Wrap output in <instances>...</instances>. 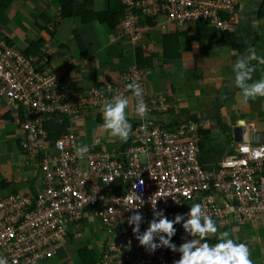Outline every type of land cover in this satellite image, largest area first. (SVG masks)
<instances>
[{
    "label": "built area",
    "instance_id": "2783aa9c",
    "mask_svg": "<svg viewBox=\"0 0 264 264\" xmlns=\"http://www.w3.org/2000/svg\"><path fill=\"white\" fill-rule=\"evenodd\" d=\"M122 4L120 37L131 45L139 41L143 20L163 31L169 24L205 21L219 37L234 33L238 25L239 0H122ZM39 60L12 42H0V99L13 106L19 145L40 173L28 192L0 196V257L7 264L52 259L69 228L77 227L88 214L99 218L109 235L100 245L99 264H174L181 253L167 247L147 250L128 223L139 211L144 217L140 231L148 228L154 216L152 198L156 210L169 219L200 203L218 231H227L234 223L264 221V143L249 138L233 141L231 152L206 168L198 159L203 123L171 127L162 119L167 99L144 90L148 112L132 127L128 141L108 148L96 139L81 159L75 153L78 141L72 120L86 113L92 116L91 110L102 109L115 94L128 97L135 108L136 98L126 85L137 79L144 89V73L132 66L103 91L84 92L71 85L66 70L49 69L46 60L42 64ZM65 120L66 132L51 139L53 127ZM109 177L113 180L106 183ZM175 227L172 241L177 246L193 239L182 223Z\"/></svg>",
    "mask_w": 264,
    "mask_h": 264
},
{
    "label": "crops",
    "instance_id": "0c3cea01",
    "mask_svg": "<svg viewBox=\"0 0 264 264\" xmlns=\"http://www.w3.org/2000/svg\"><path fill=\"white\" fill-rule=\"evenodd\" d=\"M38 1L0 0V6L9 5L8 19L10 21L24 24L25 21L19 18L22 11L20 7L24 6L32 11L31 14L28 12L27 15L33 22L34 14L40 16L39 21L42 26H39L37 34L26 33V37L30 36L31 39L26 40L24 51L31 44L37 45L36 51L43 59L36 53L32 56L40 59L41 63L46 60L52 70H66L70 83L74 78L75 87L72 83L71 85L77 90L88 92L95 89L103 91L108 85L116 83L121 74L129 67L136 66L139 68L135 54L137 48H141L144 57L152 56L151 66L139 68L144 73L145 93L165 97L168 102L167 114L162 119L169 122L171 127H174L180 123L189 122L195 117L199 123H203V129L208 130L209 134L202 141V151L199 155L201 165L206 168L214 167L223 158L220 149H216L208 141L216 131L232 132L234 128L239 127L243 130L247 139L250 137L251 131H253L254 137L264 135V131L258 130L256 122L258 111H264V107L259 106L264 104V97L250 100L246 104L249 106V109H247L245 104L240 103L241 89L235 86V73L233 71V66L237 60L246 56L249 48H254L258 56H264V14L260 15L259 13L264 0H239L238 25L236 31L230 33L239 46L238 50L225 42L223 36H216L213 29L206 27L204 40L193 43L190 50L183 52L181 58L175 60L162 58V36L175 32L184 33V37L181 38L183 47L186 37L193 35L196 29L195 24L176 26V29L163 31L159 27L153 26V22L149 25L147 24L148 20H143L141 21L143 30L139 35V41L136 45H131L126 38L120 37L121 18L119 24L113 30L109 29V41L105 47L100 43V40L104 38V33L103 29L99 27V25L105 24H100L97 21L84 22L79 16L62 20L59 18L60 7L56 0H42L41 5ZM73 2V8L77 11H79V7H84L86 11L93 13L107 10L94 11L97 7L94 4L95 0H73ZM43 10H46L48 15H45ZM1 23L2 26L0 27L2 29L3 22L0 20ZM35 25L37 26V23ZM189 25H192V27ZM209 34L210 37H208ZM11 36L13 35H7L6 37L11 39ZM67 41L68 44H66ZM102 52L104 56H102ZM252 64L256 65V71L253 73V79L248 83L264 77V65H260L256 61H252ZM188 104L191 106L190 112ZM254 105H257V110H253ZM228 111L229 113L233 112L230 114L233 115L232 117H235L236 113L239 117L231 122L232 117L227 113ZM94 115L92 116L95 122L101 123L103 121V117L100 115L95 117ZM225 116L228 117L229 121ZM243 116L247 117L243 118ZM98 117L101 118L100 121ZM135 121L138 124L140 123L139 115L131 124ZM7 122L14 124L16 121L13 118L6 120L0 116V123ZM240 122H243L244 125H240ZM8 142L7 138H1L0 136V182L4 183V185H0L1 194L14 190L18 181L21 182L23 178V176L16 175L18 170L12 166V162L8 163L9 158L12 159V154L9 153L10 150H7L10 148ZM16 143L18 155L23 158L25 163L28 158L19 148L17 139ZM82 145L86 146L85 142ZM104 145L109 146V144ZM250 224L259 229L261 222ZM71 228L66 237L67 240L79 236V233L75 232L77 227L72 226ZM255 238L257 246L251 254V259L254 264H264V236ZM65 245L66 242L61 247ZM88 246L95 251V248L98 247ZM49 262L46 264H49ZM64 264L72 263L68 260ZM76 264L83 263L80 260Z\"/></svg>",
    "mask_w": 264,
    "mask_h": 264
},
{
    "label": "clouds",
    "instance_id": "9594fccd",
    "mask_svg": "<svg viewBox=\"0 0 264 264\" xmlns=\"http://www.w3.org/2000/svg\"><path fill=\"white\" fill-rule=\"evenodd\" d=\"M247 53L233 66L235 86L241 89L240 103L245 105L257 97H264V77L248 83L253 79V73L256 71V65L252 64V61L264 65V56H258L254 48H249ZM126 87L136 98L135 112L140 117H145L148 108L143 99V87L137 79H133ZM112 91L109 86L108 92ZM129 103L128 97L115 94L103 104L101 109L102 129L107 131L110 137L118 138L122 142H127L132 134V124L126 112ZM57 146L62 148V142H58ZM88 151L87 146H78L75 149L76 156L81 159ZM112 180L110 177L106 178V183ZM152 200L153 198L151 204L154 216L145 231H140V225L144 221L141 212L136 211L128 218L129 225L134 226L133 233L136 239L147 250L155 252L160 247H167L174 252L181 253L180 258L174 264H254L248 245L230 238L231 234L227 231L219 232L215 221L206 213L202 204H192L188 213L177 214L174 219H169L163 211L156 210L157 201L153 203ZM176 202L179 203L177 200ZM178 223H182L185 232L193 237L191 240L186 239L179 246L172 241L177 232L175 225ZM210 237H215L218 242L209 244L207 240ZM201 241L205 242L201 243ZM0 264H7V260L0 257ZM13 264L16 262L13 261Z\"/></svg>",
    "mask_w": 264,
    "mask_h": 264
},
{
    "label": "rangeland",
    "instance_id": "374dc122",
    "mask_svg": "<svg viewBox=\"0 0 264 264\" xmlns=\"http://www.w3.org/2000/svg\"><path fill=\"white\" fill-rule=\"evenodd\" d=\"M41 2L42 0L38 1L40 5H41ZM113 2H115V0H95L94 4L97 5V7L94 11L98 12V11H103L105 9H108V7L111 4H113ZM20 9L22 11L19 14V18L25 21L24 24H19L15 21H10L8 19V14L10 12V9L9 10L7 9L8 11L5 14L3 28L1 29L0 27V31H1L0 42L1 41H7L10 43L12 42L13 44H15V46L18 49L23 50L26 44V40H28V38L31 39L30 36L26 37V33L30 32L33 34L34 33L37 34V31H39L38 28L39 26H42V23L39 21L40 16L37 14H34V22L37 23V26L35 25V23L30 19L29 15H27L28 12L29 14L32 13V11L28 10L27 6L20 7ZM43 13H45V15H48V12L46 10H43ZM0 26H2V23L0 24ZM189 26L192 27V25H189ZM99 27L103 29V33H104V38L100 40V43L102 46H105L109 41L108 36L110 34V30L107 27V25H99ZM194 27H196V24ZM168 29L169 30L176 29V26L173 24H169ZM7 35L9 36L13 35V36H11V39H9L8 37H6ZM208 37H210V34ZM66 44H68V41L66 42ZM103 52H102V56H104ZM38 63L42 64L41 61H39ZM49 66L50 65H48V68ZM70 79H72V77H70ZM71 83L75 87L74 78L71 80ZM246 106H247V109H249V106L248 105ZM259 106L263 108L264 104L259 105ZM190 107H191L190 104H188L189 112L191 110ZM257 108H258L257 105L253 106V110H257ZM90 112L100 115L102 117L101 109H93ZM126 112H127V118L130 123L134 119H137L138 115L135 112V108L132 102L129 103V107L126 110ZM227 113H229V111ZM232 113L233 112H230L229 115ZM0 114H1L0 116L2 118L4 117V119L6 120H11V118H13L16 121V115H15L14 108L13 106L9 105L8 100L5 98L0 99ZM230 116L232 117L233 115H230ZM238 117L239 115L236 113V116L230 119L231 122H234V120ZM246 117L247 116H243V118H246ZM256 117L258 118L256 119L258 130L264 131V111L262 112L258 111ZM226 119L227 121H229L228 117H226ZM9 122L4 123V124L0 123V136L1 138H7L9 141L8 147L10 148H8L7 150H10L9 153L12 154V159L10 157L8 163L12 162V166L18 170L16 175L23 176V178L21 179V182L18 181L14 190H11V191L19 192L23 194V192L29 191V189L32 187V184H34V180L37 181V177L40 175V173H39L38 166L35 165L33 161H31V158H28L26 162L24 163L23 158L18 155V152H17L18 146L16 143V139L18 141L21 140V136H19L20 127L17 125L16 122L14 124H10ZM72 123H73V128L75 129V133L77 135L76 137L78 141L77 143L78 146H83L82 144L83 142H85V145L87 147H91L94 144V139H97V138L101 140L102 144H109V146H107L108 148H113L115 147L117 143L120 142L118 138L110 137L109 133L102 129L101 125L103 121L101 123L95 122L94 117L88 116V113L83 114V116L81 117L74 118L72 120ZM240 125H244V123L241 122ZM208 141L211 142L216 147V149H220L219 151H221V155H223V157L229 154L231 152L232 147L234 146V142H233L234 139H233L231 131L230 132L222 131V130L216 131L215 134L214 133L212 134V137H210ZM141 161L143 160L141 159ZM82 166L85 167L84 163L82 164ZM2 195L3 194L0 193V196ZM225 231L226 230H222L219 232L222 233ZM75 232L79 233V236L77 235L76 238L74 239L72 238L71 240L66 239L63 242V244H65L66 242V245L58 249L57 255L53 259L49 260L50 262L40 261L39 264H46L47 262H49V264H64L65 261H68V260L72 264H76L77 262L80 261V258L77 253L80 249H82L83 247L87 245H90L94 248L98 246L95 249H96V253L99 254L100 245L109 240V235L107 231L105 230V228L103 227L99 218L95 216H91L90 214H88L86 218H84L78 224L77 229H75ZM227 232L231 234L230 238L234 240H238L239 242H243V243L245 242L249 247L250 253L252 254L253 250L257 246V243H256L257 240L255 237L264 236V221H262L261 224L259 225V229L255 228L253 224H250V223L246 225H239L238 223H234L230 228L227 229Z\"/></svg>",
    "mask_w": 264,
    "mask_h": 264
},
{
    "label": "trees",
    "instance_id": "16d2710c",
    "mask_svg": "<svg viewBox=\"0 0 264 264\" xmlns=\"http://www.w3.org/2000/svg\"><path fill=\"white\" fill-rule=\"evenodd\" d=\"M59 7H60V14L59 18L60 19H66V18H71L74 16H79L81 17L82 21L84 22H89V21H97L100 24H105L107 27L111 30H113L118 24L119 20L123 16L124 12V6L121 2V0H115L113 4H109L110 6L108 7L107 10L103 12H98V13H93L91 11H86L84 7H79V11L74 10L73 5L74 2L73 0H56ZM9 5H1L0 6V20L4 23L5 20V12L7 11ZM260 15L264 14V3L261 6L259 10ZM152 22L150 20L147 21V24L151 25ZM153 24V23H152ZM154 26V24H153ZM207 27V22L205 21H200L196 23V29L191 36H187L185 41L183 42V47H182V42L181 38L184 37V33L180 32H175L171 34H164L162 36V58L165 60H175V59H180L182 56L183 52H187L190 50L191 45L195 42H200L204 40V31ZM223 37L225 38V42L229 43V45L232 48H235L238 50L239 46L235 42V38L232 34L230 33H224ZM36 46L37 45H32L24 51L26 55H33L34 53L38 54L36 51ZM35 47V48H34ZM136 61L137 65L139 68H145L151 66V61H152V56L149 57H144L143 56V51L141 48H137L136 50ZM41 57V55H39ZM41 59H43L41 57ZM45 65L48 66L47 62H45ZM44 66V65H43ZM45 67V66H44ZM43 68V67H42ZM101 118L98 117V120L100 121ZM189 122H198V120L194 117L191 119ZM68 121L65 120V123L61 124L60 126H54L53 128L55 129V133H53L51 136V139H57L60 137L62 134L66 132V127L68 126ZM188 123V122H185ZM138 123L137 121L132 123V126L135 127L137 126ZM209 132L206 129H202L199 132L200 136V143H199V148H200V153L202 151V141L207 138ZM19 148L21 146L19 145ZM199 153V155H200ZM199 159V156H198ZM200 161V159H199ZM4 185L3 182H1L0 185ZM239 242L238 240H235ZM205 241H201V243H204ZM207 242L209 244H215L218 241L216 240L215 237H210ZM79 258L83 264H99V255L96 253V251L93 248H89L87 246L83 247L78 251Z\"/></svg>",
    "mask_w": 264,
    "mask_h": 264
},
{
    "label": "water",
    "instance_id": "95a60500",
    "mask_svg": "<svg viewBox=\"0 0 264 264\" xmlns=\"http://www.w3.org/2000/svg\"><path fill=\"white\" fill-rule=\"evenodd\" d=\"M241 123V122H240ZM232 135H233V139L235 142H241L242 140H246L247 137H245L244 132L241 128L236 127L233 129L232 131ZM250 140H255L256 142H261L264 143V135H260V136H253V131H251L250 133Z\"/></svg>",
    "mask_w": 264,
    "mask_h": 264
}]
</instances>
